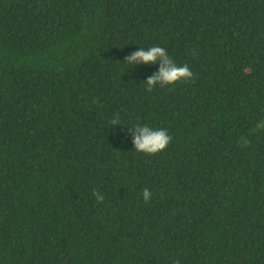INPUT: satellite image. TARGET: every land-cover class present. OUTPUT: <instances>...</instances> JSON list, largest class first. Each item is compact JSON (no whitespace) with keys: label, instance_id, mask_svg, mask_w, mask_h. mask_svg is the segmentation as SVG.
<instances>
[{"label":"trees","instance_id":"1","mask_svg":"<svg viewBox=\"0 0 264 264\" xmlns=\"http://www.w3.org/2000/svg\"><path fill=\"white\" fill-rule=\"evenodd\" d=\"M0 264H264V0H0Z\"/></svg>","mask_w":264,"mask_h":264},{"label":"clouds","instance_id":"2","mask_svg":"<svg viewBox=\"0 0 264 264\" xmlns=\"http://www.w3.org/2000/svg\"><path fill=\"white\" fill-rule=\"evenodd\" d=\"M128 65H159L158 72L147 78L146 91L152 92L157 86L173 87L177 83L187 82L193 78V73L187 64L177 65L169 56L167 50L160 46H153L147 49L139 48V50L130 53L125 62ZM110 126L120 125L119 116L109 121ZM132 134V143L137 153H143L148 156H154L164 151L171 142V136L165 129H153L147 125L137 124L133 128L128 129ZM97 202L102 203L104 197L99 192L94 191ZM152 193L145 188L142 191V197L145 203L151 199Z\"/></svg>","mask_w":264,"mask_h":264}]
</instances>
